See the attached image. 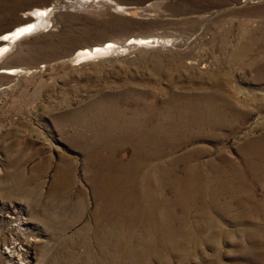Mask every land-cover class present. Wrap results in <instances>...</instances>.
Masks as SVG:
<instances>
[{
    "label": "rangeland",
    "instance_id": "1",
    "mask_svg": "<svg viewBox=\"0 0 264 264\" xmlns=\"http://www.w3.org/2000/svg\"><path fill=\"white\" fill-rule=\"evenodd\" d=\"M42 8L48 22L0 58V264H72L84 238L94 249L116 216L101 173L133 177L127 161L141 141L152 149L154 138L195 135L200 118L226 116L213 103L244 119L227 117L160 158L158 171L142 169L134 193L142 196L149 179L151 196L167 205L151 214L153 202H138L124 213L137 210L134 229L118 231L153 233L150 217L193 241L157 262L134 247L122 264H264V157L241 159L245 143L264 135V104L251 101L264 99V69L250 66L264 52V0H0V38ZM108 42L117 48L75 58ZM256 64L264 68V56ZM114 144L125 145L123 163L107 160ZM188 154L203 165L204 189L192 186L184 211L170 206L177 188L166 180L174 160L187 174Z\"/></svg>",
    "mask_w": 264,
    "mask_h": 264
},
{
    "label": "bare ground",
    "instance_id": "2",
    "mask_svg": "<svg viewBox=\"0 0 264 264\" xmlns=\"http://www.w3.org/2000/svg\"><path fill=\"white\" fill-rule=\"evenodd\" d=\"M49 8H42V9H35L33 12V19L32 21L22 24L18 27H16L14 30H11L7 32L4 36L0 38V41L4 42V44L0 45V58L9 53L11 50V46L13 42L17 39H20L30 32L33 31H40L44 26V23L48 22V15H49ZM32 30V31H30ZM143 39V38H142ZM153 37L145 38L147 41H152ZM143 42H145L143 40ZM159 42V41H158ZM133 43V42H132ZM131 44V43H129ZM107 45V46H106ZM106 46V47H105ZM117 48V45L113 42H108L102 46H95L91 49H83L76 54L75 58H81L88 56H92L94 54H99L103 51H106L108 49ZM264 56V52L261 53V55L256 59L252 61L250 64L251 68H260L264 69L261 66H257L256 62L260 57ZM17 71V69H2L1 73L13 75V72ZM259 76L264 77L263 70H258ZM249 97V96H248ZM252 102H257L258 104H264V99L262 97H252ZM208 104H212V102H209ZM215 104V108L217 110L224 109L228 110L227 114L224 118H220L219 114L216 115L212 114L209 120H204L200 118L198 122L195 125V135H187L186 137L183 135L180 138H172L174 139L171 142H165L164 139L162 140V143L157 141L156 138L152 140L151 142L154 143V148L150 149V145L148 141L144 140L141 141L140 147L143 148L142 152L137 151L136 154H134L130 159H128V171H130V174L133 177L126 178L124 175L122 178L119 179V173H122L126 171V169L123 171H109L106 170V173H101L102 175L99 177V183L102 184V192H104L106 201H110L112 206H108L107 208L109 210H112L116 213V216L113 220V226L114 229H111L109 233H96L95 235V243L96 246L93 249L91 245H89L88 241L83 239L84 246H85V253L78 254L72 258V264H122L125 260L124 251H132L134 247H139L141 250H146L150 261L151 262H157L158 259H164L166 256V253L168 250H174V251H181L184 249L185 243H191L193 240H190V234L192 233H180V229H173V228H163L157 222L151 219L149 216L148 226L151 232L153 233H147L146 235H134L132 233H118L120 224L123 226L124 232H129L134 229V223H135V212L134 211L129 215L127 218H125L124 213L126 210H129L128 208L134 207L136 204L141 206L142 203H138L140 201L143 202H153L152 208L147 209L149 213L156 214V206L161 205H167L165 203V199L162 197L159 199L158 197L151 196V192L149 191V187H153L152 181L149 179H146V186L148 190H145L146 192L141 193L142 196H139V193H134L135 190H137V179L136 176L142 169L150 168L151 170L158 171L157 167L158 165L155 164L160 158L173 154L178 149H181L183 146H185L186 143L189 141H195L198 140V138H195L196 136H199L200 134H203L204 131H212L216 128H221L222 120H225L227 117H236L238 119L242 118L244 119L245 113L241 111H237L233 109L229 105L223 104L218 105V103ZM199 104H196L195 107H199ZM210 108V106H207ZM246 109V108H245ZM244 109V110H245ZM198 129V130H197ZM201 139V138H200ZM184 143V144H183ZM182 144V145H181ZM246 145L242 148V155L241 159H245V157H254L255 163L258 164V160L260 158L264 157V135L262 138L255 140V141H247L245 143ZM125 147L124 144H114L110 145L109 147L105 148L106 150V156L108 161L117 162L118 164L123 163L121 159H118V156H121L125 150H122ZM195 155H186L183 159V167L182 170L184 172H187L184 177H181L179 173L177 174L175 171L178 169L176 161L170 162L171 165H174L176 168L171 172V177L167 179L166 181L170 184V187H172V190H176L174 187L177 188V191L174 192L173 199L171 201V207H179L185 209L189 208L193 203L191 202L193 199H195L194 190L192 186H195V188L200 189V193H202V189H204V177L203 174H201L202 166L200 163L191 165L190 160L193 159ZM90 158V156H89ZM94 159V158H92ZM163 160V159H162ZM102 163V162H101ZM100 163V164H101ZM160 167V166H159ZM158 167V168H159ZM168 167V166H166ZM213 167V165H211ZM219 170L224 171L222 168V165H218L217 167ZM232 170L229 171H233ZM230 180V184H233V173L232 175L228 174ZM166 176V175H165ZM194 184H193V183ZM238 189V188H237ZM242 191V189H239ZM136 192V191H135ZM195 196V197H194ZM202 196H200L201 198ZM156 204V205H155ZM155 205V206H154ZM158 208V207H157ZM134 209V208H133ZM118 214V216H117ZM129 214V213H128ZM153 214V215H155ZM121 216V217H120ZM120 217V218H118ZM169 231L170 233H158L162 231ZM169 237V238H168ZM194 238V237H193ZM181 242V243H179ZM186 253L188 251L185 250ZM180 255V254H177ZM187 257H189L187 255ZM131 258V257H130ZM142 262L143 259L139 257L137 258L135 262ZM178 260L177 262H179Z\"/></svg>",
    "mask_w": 264,
    "mask_h": 264
}]
</instances>
